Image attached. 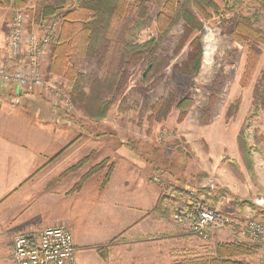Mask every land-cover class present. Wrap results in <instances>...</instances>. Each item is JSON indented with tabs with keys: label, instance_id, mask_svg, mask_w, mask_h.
Returning a JSON list of instances; mask_svg holds the SVG:
<instances>
[{
	"label": "rangeland",
	"instance_id": "obj_1",
	"mask_svg": "<svg viewBox=\"0 0 264 264\" xmlns=\"http://www.w3.org/2000/svg\"><path fill=\"white\" fill-rule=\"evenodd\" d=\"M215 1L220 8L218 13L210 9L211 16L201 19L200 33L197 30L188 34L182 21L176 22L167 33H160L155 18L161 5L148 1V26L131 31L132 36H128L127 42L140 45L153 39L152 62L148 53L136 63L118 65L117 69L109 55L104 58L86 57L80 61L77 70L83 76L86 94L98 95L102 102L109 104L105 115L97 120L84 115L72 102L66 77L47 71L52 46L58 41L62 22L61 18L54 17L58 21L56 36L53 43L46 47L40 67L47 79L54 80L56 90H25L20 95L26 97L19 100V104L28 107L30 113L36 112L30 115L35 121L51 119L75 130L83 127L99 142L95 150L82 157H86L82 165L61 175L80 158L58 174L54 181L78 171L91 161L95 163L85 172L94 165L102 164L98 172L105 175L110 164L113 167L119 157L118 147L123 146L140 159L152 163L157 179L160 177L161 195L171 205L172 215L187 199V190H197L200 196L203 195L232 218L243 219L248 214L264 216V107L256 116L249 117L253 88L264 69V45L258 46L260 54L250 80L247 85L241 86L247 47L232 35L230 11L222 8V0ZM260 1L242 0L234 9L252 16L254 27L264 37V10L259 8ZM32 3L33 0H29L28 7H32ZM18 10L25 14L27 31H41L43 28L28 23L25 7H0V53L5 50L11 17ZM133 22V18L128 16L122 27ZM207 31L211 33L210 40L206 39ZM194 36H199L202 44L201 63L197 74L189 78L180 74L177 68L186 60ZM208 44L213 47L206 55ZM80 57L75 52L72 59L79 61ZM112 70L127 71L122 90L114 93L107 88H96L94 82L97 80L101 82L99 87L108 84L106 74L112 73ZM121 80L123 82V78ZM5 91L6 94H15L9 86ZM17 95L11 98L17 101ZM67 97L71 105L66 108L62 101ZM236 101V113L229 116L228 110ZM159 106L163 107L161 114L165 113L163 119L150 120L152 111H157ZM241 130L245 138L243 145H240L238 137ZM70 145L71 142L54 156L62 154ZM210 178L214 182L212 190L204 188ZM221 235V239L227 242L238 240L232 234L221 232ZM255 244L257 246H247L251 253L238 258L249 257V264H263L264 254L250 258L264 246L262 243Z\"/></svg>",
	"mask_w": 264,
	"mask_h": 264
},
{
	"label": "crops",
	"instance_id": "obj_2",
	"mask_svg": "<svg viewBox=\"0 0 264 264\" xmlns=\"http://www.w3.org/2000/svg\"><path fill=\"white\" fill-rule=\"evenodd\" d=\"M6 88L0 85V264H12L15 234L60 223L73 235L78 264H185L211 258L216 246L227 242L221 239L225 231L203 239L176 224L152 163L123 146L118 147L119 157L103 188L104 175L97 172L78 191H70L92 161L54 181L70 164L95 150L98 139L83 127L75 130L51 119L35 121L30 117L35 111L19 104L26 96L13 90L17 102ZM160 199L162 206L156 210ZM114 237L119 241L102 258L94 247ZM261 254L264 246L250 258ZM248 258L236 259L248 262Z\"/></svg>",
	"mask_w": 264,
	"mask_h": 264
},
{
	"label": "trees",
	"instance_id": "obj_3",
	"mask_svg": "<svg viewBox=\"0 0 264 264\" xmlns=\"http://www.w3.org/2000/svg\"><path fill=\"white\" fill-rule=\"evenodd\" d=\"M148 1L161 5V10L155 18L160 33H167L178 21L183 22L186 34L197 30L200 33L202 28L201 19L211 16L210 9L217 13L220 9L215 0H33L32 7H28L29 0H0V7H25L30 25L33 23L44 27L43 25L50 19H56L54 17L62 19L58 41L52 46V58L47 71L50 74H59L64 78L66 77L68 93L72 102L82 110L84 115L97 120L105 115L109 104L102 102L103 100L98 95L94 97L93 94H86L83 87V76L77 70L78 64L86 57L104 58L109 55L117 69L118 65L125 66L131 62L136 63L139 59L144 58L145 53H148V57H150L148 59L152 62L155 47L152 45L153 39L140 45L135 42H127L128 36H132L131 31L148 26L150 22L146 4ZM241 2L242 0H222V8L230 11L229 22L233 28L232 35L247 47L246 64L240 80L241 86H245L251 78L260 54L258 46L260 44L264 45V37L260 30L254 27L252 16L250 17L234 9ZM259 8L264 10V0L260 1ZM128 16H131L134 22L126 24L123 28L122 23L124 26V20ZM201 46L199 36H194L190 41V50L186 60L177 68L180 74L189 78L197 74L201 63ZM75 52L81 55L79 61L72 59ZM106 75H108L107 85L99 87L101 85L99 80L96 83L94 82V85L96 88H107L117 93L124 87V81L128 73L126 70L119 72H113L112 70V73ZM11 95L13 96V94ZM159 107L157 111H152L149 117L150 120L151 118H153L152 120L163 119L162 116L165 113L161 114L163 107ZM263 107L264 69L261 70V76L253 88L249 117L256 116ZM237 108L238 103L236 101L233 108L228 110V115L234 116ZM242 131L238 136L240 145L245 143ZM85 160L86 157L82 158L61 175L79 167ZM100 169H102V164L91 167L80 177L70 191H78L83 182ZM112 170L113 167L110 164L102 178L100 188H103L107 183ZM161 206L162 201L160 199L154 209L157 210ZM118 241L119 238L114 237L103 244L96 245L94 249L105 259L111 246ZM254 244L241 240L219 243L215 248L214 256L211 258L194 259L185 264H248L236 258L251 253L252 251L250 252L248 247L257 246Z\"/></svg>",
	"mask_w": 264,
	"mask_h": 264
},
{
	"label": "built area",
	"instance_id": "obj_4",
	"mask_svg": "<svg viewBox=\"0 0 264 264\" xmlns=\"http://www.w3.org/2000/svg\"><path fill=\"white\" fill-rule=\"evenodd\" d=\"M25 23L24 12L15 11L9 23L5 50L0 53V85H8L20 94L30 89L55 92L54 80L43 75L40 64L46 47L55 39L58 21L50 19L41 31H27ZM62 102L66 108L71 105L68 97ZM205 187L213 189L211 178ZM172 219L185 226L189 233L203 239L214 231L222 230L235 234L238 240L264 244V216L248 214L243 219L232 218L203 195L200 196L197 190H187V199L174 210ZM11 262L78 264L73 235L61 223L44 226L38 232L17 233L12 238Z\"/></svg>",
	"mask_w": 264,
	"mask_h": 264
},
{
	"label": "bare ground",
	"instance_id": "obj_5",
	"mask_svg": "<svg viewBox=\"0 0 264 264\" xmlns=\"http://www.w3.org/2000/svg\"><path fill=\"white\" fill-rule=\"evenodd\" d=\"M206 39L210 40L211 39V33L209 31L206 32ZM213 45L208 44L205 49V54L208 55V52L212 49Z\"/></svg>",
	"mask_w": 264,
	"mask_h": 264
}]
</instances>
